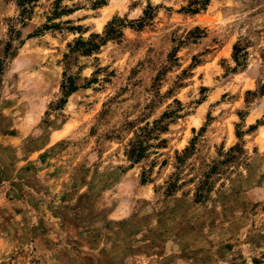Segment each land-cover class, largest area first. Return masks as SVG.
I'll list each match as a JSON object with an SVG mask.
<instances>
[{"label": "rangeland", "instance_id": "rangeland-1", "mask_svg": "<svg viewBox=\"0 0 264 264\" xmlns=\"http://www.w3.org/2000/svg\"><path fill=\"white\" fill-rule=\"evenodd\" d=\"M0 264H264V0H0Z\"/></svg>", "mask_w": 264, "mask_h": 264}, {"label": "trees", "instance_id": "trees-1", "mask_svg": "<svg viewBox=\"0 0 264 264\" xmlns=\"http://www.w3.org/2000/svg\"><path fill=\"white\" fill-rule=\"evenodd\" d=\"M32 1H34V0H17V5L21 8V15L22 16H23V13L26 11V6H28V4L31 3ZM202 3H204V2H202ZM191 11L192 12H196L197 8H193ZM96 38L103 39V37L98 36V34H94V35L91 36V39H89L88 41H79L84 46V48L82 50L83 53L90 52L92 50H95L98 47V43L95 42ZM233 51H234L235 55L240 52L239 44L235 43L233 45ZM67 81H69V80H67ZM63 88H66V89L69 88V90H72L74 87H73V84H70V82H66V83L63 84ZM236 135H237L238 141H237V143L235 145H233V146H231L229 148L230 151L242 150L241 136L239 135L238 132H236ZM141 147L142 146H141L140 142H138V143H136L135 145L132 146V148H131V150L129 152V157L131 158V160L134 161V160H137V159L141 158V153H142L141 152ZM142 151H143V149H142ZM199 196H200V194H199Z\"/></svg>", "mask_w": 264, "mask_h": 264}]
</instances>
